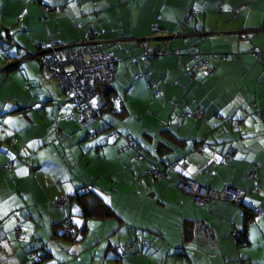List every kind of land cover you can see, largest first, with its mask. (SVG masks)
Returning <instances> with one entry per match:
<instances>
[{
    "label": "crops",
    "instance_id": "obj_1",
    "mask_svg": "<svg viewBox=\"0 0 264 264\" xmlns=\"http://www.w3.org/2000/svg\"><path fill=\"white\" fill-rule=\"evenodd\" d=\"M222 1L225 10L244 7L229 18L217 0H43L62 6L46 13L36 0H0V264H264V0ZM89 30L115 71L90 100L100 116L81 125L38 58L17 52L80 42ZM141 40L161 51L146 63ZM192 47L207 74L184 69ZM112 97L113 112L100 106ZM7 161L11 171L1 168ZM150 166L161 175L144 173ZM180 179L244 195L195 205L175 188ZM80 189L117 218L83 220L71 198L53 205ZM64 218L74 229L85 223L79 243L60 235ZM132 239L133 252L117 258L112 246ZM43 249L49 257L36 258Z\"/></svg>",
    "mask_w": 264,
    "mask_h": 264
},
{
    "label": "built area",
    "instance_id": "obj_2",
    "mask_svg": "<svg viewBox=\"0 0 264 264\" xmlns=\"http://www.w3.org/2000/svg\"><path fill=\"white\" fill-rule=\"evenodd\" d=\"M40 3L41 11L50 13L53 11H61L62 6H49L43 4V0H36ZM218 1V11L221 12L220 7L221 0ZM242 5L236 6L230 10L231 16L238 14L242 9ZM193 13H188L186 18H190ZM151 32L159 31V27L156 24L149 26ZM140 46L145 49L146 41H139ZM2 47L0 46V50ZM159 53L156 51L152 54ZM18 58H28L37 56L39 60V69L42 73L47 74L53 78L64 95L71 100L77 107H79L78 121L81 124H88L98 114L97 110L91 107L88 102L96 94V86L99 83H107L114 76L115 71V59L113 55L108 52L105 53L100 49L98 40L96 39V33L93 30L86 32L85 39L80 42L62 44L59 42H53L47 46L42 47L37 53L29 54L26 52H17ZM151 52L143 53V63H146L148 57L152 55ZM187 56L192 59V68L201 71L203 74H207L210 71V67L207 65L205 56H199L195 49H188ZM185 70H189L190 67L183 65ZM112 101L110 108L114 109L118 103V98H110ZM185 113L190 114L194 119L198 121L204 120V115L199 108L193 110L185 108ZM234 126V124H233ZM130 146L133 149H137L135 143H131ZM205 148V145L197 144L194 146V150L199 153ZM232 147H228L223 151L222 157L226 161L232 152ZM138 158V155L134 157V160ZM1 168L5 171H11L12 166L10 161L2 164ZM144 173L150 176L159 177L160 173L152 166L144 170ZM248 175L254 178V170H250ZM175 187L179 192L185 194L195 205H201L207 203L211 199H220L228 201L233 204H239L243 196V191L230 186H224L219 191L212 190L195 183L190 179H183L175 184ZM67 200L66 195H56L53 198V205L56 208H62ZM257 215H261L262 212L255 208L253 204L248 206ZM69 221L64 219L62 221L61 233H67L69 231ZM18 233V227L14 228ZM238 237V232L235 234ZM135 241L132 239L123 244H117L112 246V251L117 258H123L128 253L133 252V246Z\"/></svg>",
    "mask_w": 264,
    "mask_h": 264
},
{
    "label": "trees",
    "instance_id": "obj_3",
    "mask_svg": "<svg viewBox=\"0 0 264 264\" xmlns=\"http://www.w3.org/2000/svg\"><path fill=\"white\" fill-rule=\"evenodd\" d=\"M217 3H218V1H217ZM240 6V5H239ZM243 7H244V5H242ZM220 7L222 8V11L221 12H219V13H223V12H228V17L229 18H232V17H235L237 14H234L233 16H231V14H230V10L232 9V8H230V9H228V10H225L224 9V7H223V1L221 0V3H220ZM242 7V8H243ZM234 8V7H233ZM217 10H218V6H217ZM189 13H193V15H194V12H192V11H190ZM192 15V16H193ZM191 16V17H192ZM146 41V40H145ZM143 49V48H142ZM191 49V48H190ZM192 49H195L194 47H192ZM196 50V52L198 53V55L199 56H204L203 54H200L198 51H197V49H195ZM156 51H158L157 49L156 50H154V51H152L151 52V54L152 53H154V52H156ZM144 52H148L147 50H146V48L145 49H143V53ZM161 51H159V53H160ZM251 53H255V52H253V51H250ZM27 53V52H26ZM143 53H142V56H143ZM158 54V52L157 53H155V54H152V55H150L149 57H148V59L150 58V57H152V56H155V55H157ZM255 55V54H254ZM33 58H36L37 59V56H33ZM205 59H206V61H207V58L205 57ZM37 61H38V63H39V60L37 59ZM207 65L209 66V64H208V61H207ZM40 66V65H39ZM187 66V65H186ZM184 67V66H183ZM210 67V66H209ZM190 69H193V70H195L194 68H190ZM210 71H211V68H210ZM209 71V72H210ZM63 95H64V93H63ZM66 97V96H65ZM67 98V97H66ZM68 99V98H67ZM72 102V101H71ZM91 102V101H90ZM90 102H88V104L90 105ZM111 100H110V98L108 99V101H105L104 103H102L100 106H102V107H106V110H108V111H115L116 110V108H117V105H116V107L114 108V109H111L110 108V104H111ZM73 103V102H72ZM74 104V103H73ZM118 104V103H117ZM74 106L78 109V117H79V111H80V109H79V107H77L75 104H74ZM91 106V105H90ZM92 107V106H91ZM184 108L185 107H181V112H182V114H185V112H183L184 111ZM95 109V108H94ZM98 112V111H97ZM188 115H190V114H188ZM100 115H99V113L96 115V117L95 118H93L92 120H91V122L90 123H92V121L93 120H95V119H97L98 117H99ZM191 116V115H190ZM192 117V116H191ZM195 120H197V119H195ZM198 121V120H197ZM79 122V121H78ZM90 123H88V124H90ZM79 124H81L80 122H79ZM88 124H83V125H88ZM233 124H235V123H231V125H233ZM82 125V124H81ZM229 125H230V123H229ZM93 133V132H92ZM94 134V133H93ZM230 145H228L226 148H228ZM230 147H232V146H230ZM225 148V149H226ZM225 149H224V151H225ZM233 149V148H232ZM233 151L234 150H232V152H231V154H230V157L232 156V154H233ZM229 157V158H230ZM228 158V159H229ZM227 159V160H228ZM226 160V161H227ZM225 161V162H226ZM171 166H174V165H172L171 164ZM254 169V168H253ZM253 169H251V170H253ZM161 175V174H160ZM152 177V176H151ZM263 180H264V177L262 178ZM180 180H183V179H180ZM180 180H178V181H180ZM191 180V179H190ZM177 181V182H178ZM193 181V180H192ZM176 182V183H177ZM175 183V184H176ZM175 184H174V186H175ZM230 187H232V186H230ZM176 188V187H175ZM223 188V187H222ZM235 188V187H234ZM177 189V188H176ZM236 189H238V188H236ZM220 190V189H219ZM219 190H217V191H219ZM240 190H242V189H240ZM177 191H178V189H177ZM243 191V190H242ZM179 192V191H178ZM181 193V192H180ZM183 194V193H182ZM60 195H65V194H60ZM185 195V194H184ZM243 195H244V191H243ZM67 196V200L69 199V198H71L74 202H75V204L77 205V207H78V212H79V215L82 217V219L83 220H87V219H92V220H104V219H108V218H115L116 217V215L114 214V212H113V210L111 209V207L107 204V203H105L94 191H92V190H90V189H80V190H78V191H76V192H74L73 194H71L70 196H68V195H66ZM242 198H243V196H242ZM242 198H241V200H242ZM67 200H66V202H67ZM65 202V203H66ZM228 202V201H227ZM241 202V201H240ZM253 204V203H252ZM254 205V204H253ZM255 206V205H254ZM255 208L256 209H258V210H260L261 212H262V214H263V210H261V209H259V208H257L256 206H255ZM59 209V208H58ZM61 209V208H60ZM248 209H249V211L253 214V215H255L256 217H258L259 215H257L252 209H250L249 207H248ZM242 216H243V218H244V221H245V223L246 222H248V219H247V217H246V213L243 211V213H242ZM117 218V217H116ZM64 219H67V218H64ZM63 219V220H64ZM63 220H61V223H60V225H61V229H62V221ZM69 224V223H68ZM86 225H85V223H83V224H81V226L79 227V228H77V229H74L73 227H71V225H69V231L67 232V233H61L60 232V235L63 237V238H65V239H67V240H69V241H75V240H80V238L82 237V235L85 233V231H86ZM61 229H59V230H61ZM63 230V229H62ZM57 232V230L55 231V233ZM241 239H238L237 241H240ZM35 253H37V256H36V258L39 256V259H42V258H48L49 257V255H48V252L46 251V250H42V252H41V254H39L38 252H34V254Z\"/></svg>",
    "mask_w": 264,
    "mask_h": 264
},
{
    "label": "rangeland",
    "instance_id": "obj_4",
    "mask_svg": "<svg viewBox=\"0 0 264 264\" xmlns=\"http://www.w3.org/2000/svg\"><path fill=\"white\" fill-rule=\"evenodd\" d=\"M98 86V88L100 87V85H102V83H99V84H97ZM64 98H65V96H64ZM103 100H104V98H103ZM106 113H108V112H104L103 114H106ZM75 217V216H74ZM70 243H73V244H77V243H79V240L78 241H69Z\"/></svg>",
    "mask_w": 264,
    "mask_h": 264
},
{
    "label": "water",
    "instance_id": "obj_5",
    "mask_svg": "<svg viewBox=\"0 0 264 264\" xmlns=\"http://www.w3.org/2000/svg\"><path fill=\"white\" fill-rule=\"evenodd\" d=\"M171 37V36H170Z\"/></svg>",
    "mask_w": 264,
    "mask_h": 264
}]
</instances>
